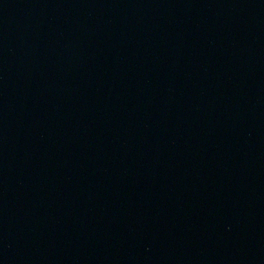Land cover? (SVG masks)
Returning a JSON list of instances; mask_svg holds the SVG:
<instances>
[{
	"label": "water",
	"instance_id": "water-1",
	"mask_svg": "<svg viewBox=\"0 0 264 264\" xmlns=\"http://www.w3.org/2000/svg\"><path fill=\"white\" fill-rule=\"evenodd\" d=\"M0 264H264V0H0Z\"/></svg>",
	"mask_w": 264,
	"mask_h": 264
}]
</instances>
